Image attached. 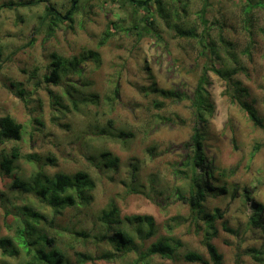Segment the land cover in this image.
Wrapping results in <instances>:
<instances>
[{"label": "rangeland", "instance_id": "obj_1", "mask_svg": "<svg viewBox=\"0 0 264 264\" xmlns=\"http://www.w3.org/2000/svg\"><path fill=\"white\" fill-rule=\"evenodd\" d=\"M27 1L34 0H0V5ZM161 2L164 18L154 12V28L143 36L137 35L143 33V14L134 17L122 0H82L72 21L53 31L47 29L45 8L64 14L66 0L1 9L0 118L10 116L21 130L20 140L0 142V162L17 148L16 177L27 178L41 169L48 175L85 172L94 181L88 206L67 209L40 226L58 241L69 264H76V253L90 256L85 264H199L185 259L190 252L210 264L205 224L177 198L189 190V180L178 171L185 170L182 164L191 154L195 119L189 98L204 67L233 64L209 62L199 37H179L172 28L177 24L200 36L198 13L206 3L204 31L217 48L220 39L230 42L242 68L229 82L210 69L205 72L213 112L202 129V150L207 168L219 180L207 183L226 190L209 193L204 202L206 213L218 214L213 221L217 234L210 242L222 264H258L250 250L264 257V230L250 228L248 219L254 205L264 206V6L247 10L246 0ZM132 26L137 30L122 31ZM53 55L79 61L78 73L60 74L58 85L44 81ZM154 86L171 90L177 98L152 93ZM240 101L252 105L260 126L252 124ZM121 131L130 137H112ZM104 152L118 159L116 167L103 165ZM30 155L35 160L29 162ZM11 182L0 170V239L15 235L14 217L24 205L51 218L47 206L11 190ZM112 206L122 220L120 229L133 239L131 251L119 252L101 240L107 229L99 218ZM138 215L154 220L155 233L147 240L135 223L125 221ZM259 218L264 222V211ZM161 237L180 243L174 257L141 259ZM24 261L23 254L2 257L0 249V264Z\"/></svg>", "mask_w": 264, "mask_h": 264}, {"label": "trees", "instance_id": "obj_2", "mask_svg": "<svg viewBox=\"0 0 264 264\" xmlns=\"http://www.w3.org/2000/svg\"><path fill=\"white\" fill-rule=\"evenodd\" d=\"M82 0H66V4L69 6L65 10L64 14H61L52 7H46V16L49 19L47 29L53 31L59 24L65 22H71L74 14ZM126 6L132 8V14L137 17L143 14L139 19L144 26H140L143 33L137 32L138 36L147 35L154 28V12L158 13L160 17H163L165 9L161 0H122ZM44 0H34L27 2L9 3L0 5V10L3 8L13 9L18 7H34ZM248 3L247 10L264 6V0H257L254 5L251 0H246ZM156 7L153 10V5ZM206 3L203 4L198 15L201 20L203 29L202 33L197 35L193 30H184L177 24L172 26L173 30L179 37L197 39L201 44V53L210 62L211 60H219L223 62L222 65L232 63L233 66H225L224 68H216L212 63L204 67L202 76L198 79L195 90L189 101L193 111L195 119V127L191 136V154L187 155V159L183 162L185 170L178 171L179 174L185 176L189 180L188 195H178V200L187 204L192 211L196 214L200 220L205 224L204 245L210 258V264H222V256L217 252L214 245L210 242L213 237L216 236L217 230L213 224V221L217 214H208L204 211V202L206 201L209 193L223 194L226 192L225 187L214 188L212 185H208L209 179L213 183H217L218 178H215L213 170L208 169V163L203 154V140L204 133L202 131L204 125L207 124L208 119L213 112V105L210 103L205 86L207 79L205 77L206 70H211L222 80L229 82L237 72L242 68L237 62L235 53L232 50L230 42H226L220 39L219 48L214 46L213 40L210 38L209 33L204 31L206 29L207 22L204 20L206 13ZM146 25V26H145ZM147 27V28H146ZM132 30H137V27H130L122 29L126 33H132ZM107 34V38H108ZM106 39V38H105ZM89 56L98 58L97 54L90 53ZM215 57V58H214ZM51 70L48 76H44V81L47 83L59 84L60 74L78 73L77 66L79 61L66 60L56 55L52 56ZM226 59V60H225ZM238 86V83H235ZM234 84V85H235ZM239 90V89H238ZM241 91V90H240ZM152 93H156L165 98L176 99L177 94L171 90H164L154 86L151 89ZM187 99V97H185ZM239 107L246 113L248 119L252 124L260 126V120L257 117L256 110L252 105L246 102H238ZM75 105V103H73ZM21 126L14 121L10 116H4L0 118V142L4 139H12L15 141L20 140ZM112 137L127 138L129 134L124 132H118L112 134ZM19 159L17 148H13L9 156L2 157L0 162V170L7 177L12 178L10 185L11 190H18L23 194L32 196L40 204L47 206L51 212V218H47L37 211L32 210L30 207L24 205L20 208L19 212L14 217L15 221V235L13 237H5L0 239V249L2 257L17 258L21 254L25 257V261L20 264H69L66 258L65 252L59 247L58 241L53 237L48 236L40 227L41 223L53 221L55 218L62 216L67 209H71L75 206H88L93 200V191L95 183L91 177L85 172H77L72 176L55 173L48 175L41 169L30 174L27 178H19L14 175L15 163ZM26 159L31 162L35 160V156H27ZM103 165L105 167H116L118 159L113 157L110 153L104 152L101 155ZM207 168V170L205 169ZM187 171L189 174H187ZM199 171V172H198ZM264 206L256 204L253 207V214L248 219L250 228L263 229L264 222L260 220V216L263 214ZM99 221L103 224L107 231L106 235L102 236L101 240L106 241L114 246L119 251H131L133 247V239L124 230L120 229L122 220L119 218L118 210L115 206H112L108 211H104ZM125 221L128 223H135L137 225V233H142V237L147 240L151 238L154 233V220L151 216H132L126 217ZM143 231V232H142ZM81 237H87L84 234H78ZM180 246V243L170 239L161 237L152 243L147 249L142 258H150L152 256H159L161 258L171 259L174 257L176 250ZM251 257L258 264H264L263 253L259 250L251 249ZM90 256L83 253L75 254L76 264H85L90 261ZM185 259L188 262H197L199 264H209L206 260H203L198 254L194 252L187 253Z\"/></svg>", "mask_w": 264, "mask_h": 264}]
</instances>
